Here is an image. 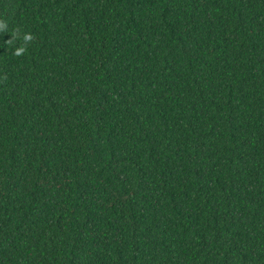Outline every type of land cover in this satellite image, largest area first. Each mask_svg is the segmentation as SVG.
<instances>
[{"label":"trees","instance_id":"1","mask_svg":"<svg viewBox=\"0 0 264 264\" xmlns=\"http://www.w3.org/2000/svg\"><path fill=\"white\" fill-rule=\"evenodd\" d=\"M4 22L0 264H264V0H0Z\"/></svg>","mask_w":264,"mask_h":264},{"label":"clouds","instance_id":"2","mask_svg":"<svg viewBox=\"0 0 264 264\" xmlns=\"http://www.w3.org/2000/svg\"><path fill=\"white\" fill-rule=\"evenodd\" d=\"M0 27H3L4 28V31L7 32V25L6 23L4 22V24ZM18 31V30H17ZM34 39V37L31 35V34H25L24 36V41L26 42H31L32 40ZM7 44H11V40H8L6 42ZM26 51V48L25 46H21L20 48H18L13 54L14 55H17V56H20V55H23V53ZM5 79H7V77H5Z\"/></svg>","mask_w":264,"mask_h":264}]
</instances>
